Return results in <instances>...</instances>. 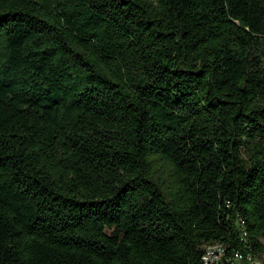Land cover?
I'll return each mask as SVG.
<instances>
[{
	"label": "trees",
	"instance_id": "obj_1",
	"mask_svg": "<svg viewBox=\"0 0 264 264\" xmlns=\"http://www.w3.org/2000/svg\"><path fill=\"white\" fill-rule=\"evenodd\" d=\"M263 241L264 0H0V264Z\"/></svg>",
	"mask_w": 264,
	"mask_h": 264
},
{
	"label": "built area",
	"instance_id": "obj_2",
	"mask_svg": "<svg viewBox=\"0 0 264 264\" xmlns=\"http://www.w3.org/2000/svg\"><path fill=\"white\" fill-rule=\"evenodd\" d=\"M201 264H262L254 263L250 256L232 257L227 253V247L223 244L214 243L206 245L203 249Z\"/></svg>",
	"mask_w": 264,
	"mask_h": 264
},
{
	"label": "bare ground",
	"instance_id": "obj_3",
	"mask_svg": "<svg viewBox=\"0 0 264 264\" xmlns=\"http://www.w3.org/2000/svg\"><path fill=\"white\" fill-rule=\"evenodd\" d=\"M242 236H243V238H245L246 237V232L243 231L242 232ZM208 245H210V244H208ZM240 256H241L240 252H235L234 254H232V257H240ZM248 256H250V255H248ZM250 258H252V257L250 256ZM254 263H261V262L258 259H254Z\"/></svg>",
	"mask_w": 264,
	"mask_h": 264
},
{
	"label": "rangeland",
	"instance_id": "obj_4",
	"mask_svg": "<svg viewBox=\"0 0 264 264\" xmlns=\"http://www.w3.org/2000/svg\"><path fill=\"white\" fill-rule=\"evenodd\" d=\"M263 244H264V241H263ZM259 260H260V262H261L262 264H264V251H263V253L260 255Z\"/></svg>",
	"mask_w": 264,
	"mask_h": 264
}]
</instances>
